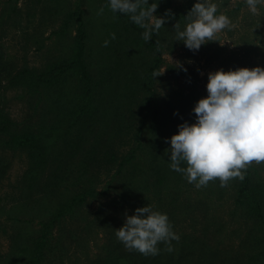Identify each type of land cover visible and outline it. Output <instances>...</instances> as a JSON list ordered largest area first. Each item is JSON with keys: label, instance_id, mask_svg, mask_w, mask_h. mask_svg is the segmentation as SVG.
<instances>
[{"label": "trees", "instance_id": "trees-1", "mask_svg": "<svg viewBox=\"0 0 264 264\" xmlns=\"http://www.w3.org/2000/svg\"><path fill=\"white\" fill-rule=\"evenodd\" d=\"M67 18L71 19V15ZM109 18V45L107 51L99 54L110 62L98 70L99 74L92 58L97 53L88 43L89 29L80 16H77L78 27L69 59L40 72L8 71L7 66L0 65V88L7 83L24 87L30 107L21 121L0 110V186L11 166L7 153L25 152L28 167L20 180L25 202L14 210L18 214H30L32 219L15 220L18 223L40 220L38 235L28 245L19 244L13 254L16 259L9 256V264L50 263V255L59 250L62 239L59 223L99 194L95 180L101 171L114 173V181L126 182L125 189L140 173L152 172L158 192L172 177L184 175L170 168L171 152L156 145L153 137L162 128L164 118L153 90V72L161 62L159 34L153 31L146 42L142 38L145 29L128 16L111 11ZM112 33L115 40L111 39ZM125 130L133 146L119 157L115 141L124 136ZM145 134L149 140L144 141ZM142 154L148 155L144 166ZM257 178V170L250 165L245 179L236 178L238 182L234 184L236 210L251 224L235 247L209 245L200 237L186 235L179 242H171L172 252L161 243L158 255L144 256L127 251L115 235L117 229H113L105 245L107 254L101 255L97 262L264 264V180L259 182ZM214 181L220 185L218 178ZM113 182L106 183V190ZM159 211L172 216L171 210Z\"/></svg>", "mask_w": 264, "mask_h": 264}, {"label": "rangeland", "instance_id": "rangeland-1", "mask_svg": "<svg viewBox=\"0 0 264 264\" xmlns=\"http://www.w3.org/2000/svg\"><path fill=\"white\" fill-rule=\"evenodd\" d=\"M108 2L0 0V65L7 66L8 71L30 69L40 72L49 65L69 59L78 27L77 16H80L89 29L88 43L97 53L92 58L93 67L99 74L110 62L99 54L107 51L103 43L109 41L107 24L111 11ZM151 2L158 3L155 16L164 17L169 9L174 14L158 31L161 62L157 71L161 75L155 77L153 84L156 104L164 117L162 128L153 137L156 145L170 151L171 145L166 140L170 141L178 133V126L196 122L193 108L208 95V73L219 69L227 72L244 67L264 68V4L258 5V13L253 14L245 0H210L217 5V15L228 16L235 27L224 29L218 34L217 41L208 42L193 52L183 41H177L173 26L179 22L180 30L184 29L187 23L184 16L197 0ZM102 7L103 14L97 15ZM69 15L71 19L67 18ZM145 55L151 58L149 52ZM175 62H180L183 67H177ZM28 100L29 95L20 85L7 83L0 88V110L15 121L23 120L29 113ZM127 132L125 130L124 136L115 141L119 157L133 146ZM143 138L145 141L148 136L145 134ZM7 155L11 166L0 186V264H9V256L16 259L13 254H16L17 246L30 244L40 230L38 218L30 221V214H18L14 210L25 202L20 180L28 167L27 155L23 151H11ZM142 158L144 166L148 155L142 154ZM251 165L257 170V180L263 181L264 163L253 162ZM152 174L140 173L125 189L126 182L114 181V173L101 171L95 180L99 194L85 202L72 217L59 223L62 236L59 250L50 255V263L44 261L43 264H99L97 261L107 254L105 245L110 232L123 226L126 215H133L135 209L147 205L156 211L171 210L169 220L180 237H200L209 245L223 248L235 247L241 234L250 227L235 207L236 178L229 180L226 187L212 180L207 186L197 188L183 175L169 179L158 192ZM109 181L114 182L106 190ZM15 218L30 220L29 223H18Z\"/></svg>", "mask_w": 264, "mask_h": 264}, {"label": "clouds", "instance_id": "clouds-1", "mask_svg": "<svg viewBox=\"0 0 264 264\" xmlns=\"http://www.w3.org/2000/svg\"><path fill=\"white\" fill-rule=\"evenodd\" d=\"M245 2L253 14L258 13V5L264 4V0ZM108 7L145 29L142 38L146 42L153 31L158 32L174 15L169 9L164 17L155 16L158 3L149 4L148 0H109ZM103 11V7L100 8L97 15H102ZM184 18L187 23L183 30L179 22L173 28L177 41H183L193 52L208 42L217 41L224 29L235 27L228 16L217 15V5L210 0H197ZM110 35L112 40L116 39L115 33ZM108 44L105 40L103 46ZM175 63L183 67L180 62ZM159 75L160 72H153L154 77ZM206 89L207 97L201 98L193 108L196 122L179 125L178 133L170 141L166 140L171 145L170 168L183 173L188 183H195L197 188L217 178L220 186L226 187L229 180L243 181L247 167L253 162L264 163V68L210 72ZM182 164L187 166L182 167ZM115 235L127 251L144 256L158 255L161 243L172 252L171 242L180 239L168 215L154 210L151 205L126 215Z\"/></svg>", "mask_w": 264, "mask_h": 264}]
</instances>
